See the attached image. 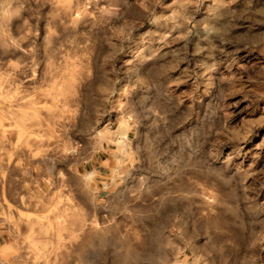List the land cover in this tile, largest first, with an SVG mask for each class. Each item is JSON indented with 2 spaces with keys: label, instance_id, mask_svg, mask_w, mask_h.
<instances>
[{
  "label": "rangeland",
  "instance_id": "374dc122",
  "mask_svg": "<svg viewBox=\"0 0 264 264\" xmlns=\"http://www.w3.org/2000/svg\"><path fill=\"white\" fill-rule=\"evenodd\" d=\"M0 230L28 264H264V0H0Z\"/></svg>",
  "mask_w": 264,
  "mask_h": 264
},
{
  "label": "crops",
  "instance_id": "0c3cea01",
  "mask_svg": "<svg viewBox=\"0 0 264 264\" xmlns=\"http://www.w3.org/2000/svg\"><path fill=\"white\" fill-rule=\"evenodd\" d=\"M7 231L0 230V264H28L15 254L14 245L10 244Z\"/></svg>",
  "mask_w": 264,
  "mask_h": 264
}]
</instances>
